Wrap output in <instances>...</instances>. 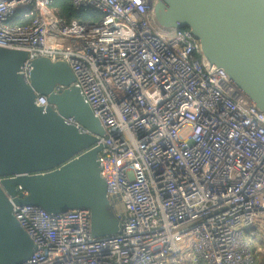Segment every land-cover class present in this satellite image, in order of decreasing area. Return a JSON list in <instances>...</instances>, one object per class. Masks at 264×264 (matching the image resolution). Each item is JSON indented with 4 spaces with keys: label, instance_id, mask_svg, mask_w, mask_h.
<instances>
[{
    "label": "built area",
    "instance_id": "1",
    "mask_svg": "<svg viewBox=\"0 0 264 264\" xmlns=\"http://www.w3.org/2000/svg\"><path fill=\"white\" fill-rule=\"evenodd\" d=\"M0 0V46L63 60L105 133L100 173L120 222L95 237L90 212L12 203L35 243L17 264H256L264 255V111L201 60L189 28L159 29L153 0ZM28 18L25 23L15 18ZM36 103H46L38 96ZM27 194L17 186L15 197Z\"/></svg>",
    "mask_w": 264,
    "mask_h": 264
},
{
    "label": "water",
    "instance_id": "2",
    "mask_svg": "<svg viewBox=\"0 0 264 264\" xmlns=\"http://www.w3.org/2000/svg\"><path fill=\"white\" fill-rule=\"evenodd\" d=\"M151 19L163 31L189 28L204 65L223 69L264 111V0H153ZM26 59L25 50L0 46V264L35 249L10 197L52 213L86 208L95 237L121 231L100 173L102 123L65 61L36 57L25 74ZM39 95L46 103H36Z\"/></svg>",
    "mask_w": 264,
    "mask_h": 264
},
{
    "label": "trees",
    "instance_id": "3",
    "mask_svg": "<svg viewBox=\"0 0 264 264\" xmlns=\"http://www.w3.org/2000/svg\"><path fill=\"white\" fill-rule=\"evenodd\" d=\"M51 8L55 13L65 18L67 21L73 19L81 22H95L98 21L101 17V13L92 8L87 9H76L73 7L71 0H51ZM28 21V18H15L13 22L16 23H25ZM256 264H264V255L260 254L259 259Z\"/></svg>",
    "mask_w": 264,
    "mask_h": 264
},
{
    "label": "rangeland",
    "instance_id": "4",
    "mask_svg": "<svg viewBox=\"0 0 264 264\" xmlns=\"http://www.w3.org/2000/svg\"><path fill=\"white\" fill-rule=\"evenodd\" d=\"M107 207H108V209H109L110 213H111L112 215H115V214H114V212H113V210H112V208H111V206H110V205H108Z\"/></svg>",
    "mask_w": 264,
    "mask_h": 264
}]
</instances>
